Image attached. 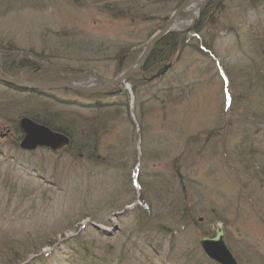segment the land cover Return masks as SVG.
Returning <instances> with one entry per match:
<instances>
[{
	"label": "rangeland",
	"instance_id": "1",
	"mask_svg": "<svg viewBox=\"0 0 264 264\" xmlns=\"http://www.w3.org/2000/svg\"><path fill=\"white\" fill-rule=\"evenodd\" d=\"M177 1L0 0V74L96 87ZM207 1L175 21L170 61L122 93L0 84V264H214L198 243L218 223L237 264H264V0H218L196 36ZM23 118L73 148L21 151Z\"/></svg>",
	"mask_w": 264,
	"mask_h": 264
},
{
	"label": "water",
	"instance_id": "2",
	"mask_svg": "<svg viewBox=\"0 0 264 264\" xmlns=\"http://www.w3.org/2000/svg\"><path fill=\"white\" fill-rule=\"evenodd\" d=\"M193 1L194 0H181L164 25L154 35L151 36L146 46L142 50L137 62L131 69L116 78L104 80L96 87L85 88L66 82L24 81L7 76L5 74H0V84L22 89L24 91L37 92L49 90H66L82 95L96 94L110 87H118L124 83H127L144 68L157 43L171 32L175 21L193 3ZM169 67L170 65L163 67L155 77L162 76ZM18 125L22 133L19 147L25 151H34L38 148H47L52 152H57L69 144L68 138L63 134L54 132L48 127L37 124L28 118L21 119ZM199 244L204 250L205 254L218 264H237L224 244L222 223L217 224L215 237L213 239L203 238L199 240Z\"/></svg>",
	"mask_w": 264,
	"mask_h": 264
},
{
	"label": "trees",
	"instance_id": "3",
	"mask_svg": "<svg viewBox=\"0 0 264 264\" xmlns=\"http://www.w3.org/2000/svg\"><path fill=\"white\" fill-rule=\"evenodd\" d=\"M181 1L178 0L175 4V7H177L179 5ZM219 6V2L218 0H208L206 2V4L201 8L200 13H199V20H197L194 26V33H196L198 35L199 34V27L197 26L201 20H204V22L209 18L208 16H210L211 14H215V8ZM176 9V8H175ZM208 17V18H207ZM166 20V19H165ZM210 20V19H209ZM208 22V20H207ZM177 47V36L173 33H169L166 37H164L163 39H161L157 45L155 46L154 50L152 51V54L149 58V60L147 61V63L145 64L144 68L142 69V73L145 72L150 66H156V65H161L163 63H166L167 61H170V59L173 57V54L175 53V51ZM122 57V56H121ZM8 74V73H7ZM11 73H9L8 75H10ZM134 79H131L128 83L132 82ZM260 81H262V87L264 88V77L262 76V80L260 79ZM13 88V87H10ZM34 122L44 125L46 127H48L49 129H51L52 131L67 135L68 137L71 138V134L66 131L65 129L62 128H55L51 125H49L48 122L45 121H38L36 119H32ZM16 134L18 135V137L20 138V132L17 131L16 128ZM72 138H71V142H72ZM70 148H73V144H70ZM253 159V156H252Z\"/></svg>",
	"mask_w": 264,
	"mask_h": 264
},
{
	"label": "bare ground",
	"instance_id": "4",
	"mask_svg": "<svg viewBox=\"0 0 264 264\" xmlns=\"http://www.w3.org/2000/svg\"><path fill=\"white\" fill-rule=\"evenodd\" d=\"M61 134V133H60ZM64 135V134H63ZM64 136H66L67 138H68V140H69V144L67 145V147L66 148H62L60 151H62V150H66L67 148H69L70 147V144L72 145H74V142H71V138L70 137H68L67 135H64ZM20 140V139H19ZM21 151H23L24 152V150L23 149H21L20 147H18ZM38 149H43V148H38ZM44 149H47V148H44ZM47 150H49V149H47ZM49 151H51V150H49ZM215 237V236H214ZM213 237V238H214ZM213 238H211V239H213ZM207 239H209V238H207ZM199 244V243H198ZM199 246H200V244H199ZM201 248V247H200ZM201 251H202V253L205 255V257L208 259V260H210V261H212L214 264H218L217 262H215V261H213L212 259H210L206 254H205V252H204V250L201 248ZM230 255L232 256V254L230 253ZM233 257V256H232ZM234 258V257H233ZM235 260V259H234ZM236 261V260H235Z\"/></svg>",
	"mask_w": 264,
	"mask_h": 264
},
{
	"label": "flooded vegetation",
	"instance_id": "5",
	"mask_svg": "<svg viewBox=\"0 0 264 264\" xmlns=\"http://www.w3.org/2000/svg\"><path fill=\"white\" fill-rule=\"evenodd\" d=\"M116 93V92H115Z\"/></svg>",
	"mask_w": 264,
	"mask_h": 264
}]
</instances>
